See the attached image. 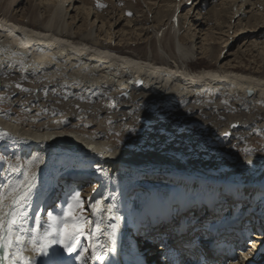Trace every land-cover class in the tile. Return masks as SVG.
Here are the masks:
<instances>
[{"label": "bare ground", "instance_id": "obj_1", "mask_svg": "<svg viewBox=\"0 0 264 264\" xmlns=\"http://www.w3.org/2000/svg\"><path fill=\"white\" fill-rule=\"evenodd\" d=\"M143 1L150 16L136 19L128 12L135 10L134 0H117L116 15L105 7L106 0H28L24 6L21 0H0V132L7 133L0 139V152L33 158L30 172L0 170V192L7 195L18 185L27 192L19 211L25 214L21 234L28 241L38 229V212L55 193L50 195V183L68 182L54 174L56 167L65 164L80 175L88 165L105 168L103 186L92 193L89 206L87 264H153L140 249L148 241L141 236L136 248L132 230L125 229L121 181L126 173L147 176L140 182L151 181V186L244 185L264 198V0H215L204 12V22L196 20L197 31L184 28L186 12L178 13V8L188 2L199 11L206 0ZM248 4L251 12L245 10ZM121 20L125 23L119 26ZM238 31L248 41L238 58L219 59L220 42H229L230 33ZM132 42L136 45L129 47ZM249 50L260 58H251ZM199 54L215 58L214 63L195 67L191 59ZM226 172L228 181L221 179ZM71 187L62 193L64 207L76 184ZM174 188L163 192V199L177 200ZM158 196L140 207L136 226L163 200ZM235 202L241 204L242 199ZM5 204V211L16 207L8 200ZM56 205L57 217L63 218ZM246 210L237 239L240 244L248 239L249 244L228 264H264V248H257L264 227L252 223L264 220L260 212ZM216 218L211 215L209 220ZM98 219L100 231L92 236ZM109 225H116L114 239L108 235ZM24 247L23 255L37 264L38 254L30 244ZM49 251L62 264H82V250L65 253L57 244ZM49 259L41 264H52Z\"/></svg>", "mask_w": 264, "mask_h": 264}, {"label": "rangeland", "instance_id": "obj_2", "mask_svg": "<svg viewBox=\"0 0 264 264\" xmlns=\"http://www.w3.org/2000/svg\"><path fill=\"white\" fill-rule=\"evenodd\" d=\"M28 0H21V4L20 6H24L25 3H27ZM30 1V0H29ZM108 1V3H107ZM158 1L159 0H155ZM212 0H209L207 3L206 1H202V3H204V8H201V10L198 11V9L189 6L188 2L186 3H182L178 10V13H185L186 12V25L184 26V28L187 30L188 28H191L192 30H198L200 27L197 25L198 23H196V20H199V22H204V16L205 15V11L207 10V7H211L212 5H214L217 2H219L220 0H213V2H211ZM110 2V3H109ZM115 2H117V0H106L107 5L105 7H112L113 9V15H116L117 10L113 8V6L115 5ZM135 2V10H130L128 11L129 16L131 15V17L136 19H141L145 16L148 15V17L150 16V13L148 12L147 6H146V1L144 2L143 0H134ZM124 5V3H122ZM119 5V7L123 6V5ZM156 2L152 4V6H156ZM109 5V6H108ZM112 5V6H111ZM146 6V7H145ZM191 7V8H190ZM203 7V6H202ZM137 8V9H136ZM252 9V5L248 4L245 10H248L251 12ZM254 10V9H253ZM196 11H198L200 13V15L196 14ZM22 12L19 11V14ZM197 12V13H198ZM115 13V14H114ZM247 15H249V12H246ZM143 15V16H142ZM203 16V17H202ZM115 17V16H113ZM184 17V14H183ZM189 20V24L187 23ZM245 20L243 21L244 24ZM123 23H125L124 20H121V22L119 23L120 25H123ZM136 23H140V21L138 20V22ZM149 21H144V24H148ZM189 25V26H188ZM196 26V27H195ZM194 28V29H193ZM241 28V27H240ZM246 33V32H245ZM264 33V32H263ZM217 34H214V36ZM230 35H232V37H230L229 42H220L219 46H220V52L221 55L218 57L219 59L223 57L224 61L229 60L230 62H235V58H238L237 55L239 54V51H241L244 48V43H248L247 41V37L246 39L244 38L243 34H239V31L237 33L234 34V32H231ZM237 40H236V39ZM249 38H252L251 36ZM254 38V37H253ZM235 39V40H234ZM218 40V39H217ZM250 40V39H249ZM112 44H114V42H112ZM124 44V43H123ZM117 44H115L116 46ZM136 45L135 42L130 43V45L128 44L129 47H134ZM126 45H119L118 47H124L125 48ZM247 52V51H246ZM225 53V55H224ZM230 53V54H229ZM257 51L252 52L251 50H249V55L251 58H260V54H257ZM213 57H208V55L206 54L205 56H203V54H199L198 58L194 57L193 59H191L192 63L195 64L197 66L203 67V66H208L209 64H213L214 63V59H212ZM262 62H260L259 64H261ZM257 62V65H259ZM18 152L15 153H5V152H0V170H8L9 168V172H16L17 170H22L23 169L26 172H30L32 169V156H26V155H22ZM77 164V163H76ZM19 166V167H18ZM61 167V166H60ZM85 169V168H84ZM86 170V169H85ZM68 171V168L66 170H63V172ZM95 173H99L100 176H96L93 172H92V176H89L87 178V181H83L85 182V184H77L76 185V189L75 193H73L71 195V198L69 199L68 204H66V207H64L63 205H60V199L58 198V196L55 194L53 195V197L49 200V202L47 204H45V207H42L40 209V211L38 212V215L36 217H39V225H38V230L43 233L45 230L49 229L51 226L54 225V221L51 220L49 218V213L52 214L53 217H57V207L54 208V206L56 204H59L61 206V212L63 215H65V213H67L69 211V204L73 203L72 197L79 192L80 194V201L82 204V209L81 208H75L74 211L75 213L81 215L82 217H84L87 221H89L90 223H88L85 227V235L78 237V243H76L74 245L75 250L76 251H80L85 248L88 249L90 248V227H91V223H92V212L89 208L90 204L92 203V193L97 192V190H99V188H101L103 186V180L105 178V175L107 173L105 168H101L98 167L95 169ZM129 174H136V173H129ZM128 173L124 174L123 179L121 181L123 185V189L121 192H123V197H122V203L125 205L126 210L128 211V216L125 220V229L127 230L129 228V230L132 229V225L134 224L137 216L139 215L138 212L141 209L140 207H143L152 196L156 194H160L161 195V199H163L162 194L163 192H166V190L164 189L163 185H169L171 182H167V183H155L153 186L151 181H146V182H140L137 181L135 179H133V176H130ZM164 179H162L163 181ZM2 181V180H1ZM165 181V180H164ZM150 183V184H149ZM195 184L198 183L194 182ZM172 185V184H170ZM51 190L57 189V186L55 183H50ZM167 188V187H166ZM175 189V188H174ZM173 189V190H174ZM164 190V191H162ZM168 192V191H167ZM57 196V197H56ZM152 199V198H151ZM57 206V205H56ZM63 206V207H62ZM257 209V208H254ZM127 214V213H126ZM59 218V217H57ZM127 221V222H126ZM245 244H243V249H246L247 247V243H248V239H243L242 240ZM83 245H85L83 247ZM83 247V248H81ZM50 248V247H49ZM48 248V255H41L38 254L37 255V264H41L42 262H44L45 260H56L58 257H56V255L54 256ZM64 252L65 253H70L69 251H67L64 247ZM243 252V250H242ZM264 253V251L262 252ZM87 254V252L84 254L83 258H81L82 260V264H87L88 262V258L89 256ZM259 256L256 255L254 257ZM53 259H52V258ZM66 256L60 258V259H64ZM55 258V259H54ZM86 262V263H85Z\"/></svg>", "mask_w": 264, "mask_h": 264}, {"label": "snow or ice", "instance_id": "obj_3", "mask_svg": "<svg viewBox=\"0 0 264 264\" xmlns=\"http://www.w3.org/2000/svg\"><path fill=\"white\" fill-rule=\"evenodd\" d=\"M7 133L0 132V139H2ZM227 135V133L225 134ZM27 179V174H26ZM27 196V192L21 190V186L18 185L14 188H9L7 195L0 192V249L4 250L5 255L0 256V261H6L7 264H17L19 260L21 264H31L29 257L23 255L25 251V243L31 245V251L36 254L48 255V248L51 245H62L67 251H75L74 245L78 243V237L85 235V227L89 221H87L81 215L75 213V208H81L82 204L80 201V194L77 192L73 197V203L69 204V211L65 213L63 218L53 217L49 213V218L55 223L49 229L41 233L38 229L34 230L35 235L31 240L25 241L24 236L21 234L24 232L22 224L24 223L25 214L19 211V205L22 200ZM8 200L9 205H14L16 207H10L8 211H5V201ZM99 203V202H97ZM112 205H109V211L112 210ZM94 211H97L96 205H93ZM37 225H39V217H37ZM95 231L91 234L95 235L96 232L100 231L101 220L95 221ZM20 227V231L17 232L15 228ZM112 231L108 233L109 237L114 239L116 225H109ZM91 239V236H90ZM103 248V245H99ZM93 248V258H96V245H92ZM10 249H15L14 253L10 252ZM114 250V249H113ZM87 252L85 248L80 256L83 257ZM9 255L11 258H9ZM55 256L56 254L53 253ZM103 259V257H99ZM52 264H62L58 260H53Z\"/></svg>", "mask_w": 264, "mask_h": 264}, {"label": "water", "instance_id": "obj_4", "mask_svg": "<svg viewBox=\"0 0 264 264\" xmlns=\"http://www.w3.org/2000/svg\"><path fill=\"white\" fill-rule=\"evenodd\" d=\"M231 125L232 126H237V123L236 122H232Z\"/></svg>", "mask_w": 264, "mask_h": 264}]
</instances>
